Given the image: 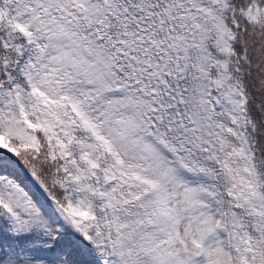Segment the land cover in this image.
I'll use <instances>...</instances> for the list:
<instances>
[{
	"label": "snow or ice",
	"instance_id": "6c2138e0",
	"mask_svg": "<svg viewBox=\"0 0 264 264\" xmlns=\"http://www.w3.org/2000/svg\"><path fill=\"white\" fill-rule=\"evenodd\" d=\"M0 264H264V0H0Z\"/></svg>",
	"mask_w": 264,
	"mask_h": 264
}]
</instances>
